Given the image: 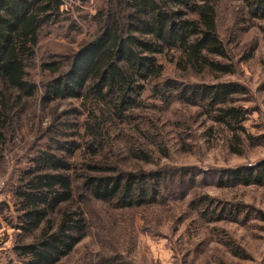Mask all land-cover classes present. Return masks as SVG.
<instances>
[{"label":"trees","instance_id":"16d2710c","mask_svg":"<svg viewBox=\"0 0 264 264\" xmlns=\"http://www.w3.org/2000/svg\"><path fill=\"white\" fill-rule=\"evenodd\" d=\"M220 1L108 0L93 17L97 30L90 40L70 54L42 59L40 68L49 79L41 82L43 93L38 96L41 87L30 79L28 69L36 59L42 30L66 10L62 0H0V153L7 150L21 114L34 100L47 106L59 98H72L87 109L80 123L81 142L67 139L63 124L45 128L46 146L29 158L13 185L12 205L20 231L13 253L21 264H59L72 253L88 230L81 208L85 199L122 210L158 204L164 198L161 189L167 172L125 170L110 164L106 154L102 157L106 147L108 151L114 147L111 132L130 123L148 86L164 94L165 101L176 96L191 104L205 102L218 112L214 121L234 132L242 130V111L215 106L227 104L243 88L233 83L160 80L163 62L187 75L229 73L228 66L213 60L225 56L217 33ZM228 1H238L250 16L264 18V0ZM137 131L142 133L139 127ZM122 136L126 152L147 161L144 144L123 133L117 138ZM81 149L83 159L78 158ZM225 174L233 183L261 184L264 159L228 168Z\"/></svg>","mask_w":264,"mask_h":264},{"label":"rangeland","instance_id":"374dc122","mask_svg":"<svg viewBox=\"0 0 264 264\" xmlns=\"http://www.w3.org/2000/svg\"><path fill=\"white\" fill-rule=\"evenodd\" d=\"M106 5L108 0L62 1L65 13L40 34L36 59L28 69L30 79L41 87L49 79L40 68L48 55L70 54L90 40L97 30L93 17ZM217 33L225 56L213 60L228 66L229 73L187 75L163 62L160 80L243 88L227 104L215 106L242 111V130L234 132L214 121L218 112L205 102L191 104L176 96L165 101L164 94L148 84L134 118L111 132L114 147H106L102 157L106 154L110 164L125 170L167 172L164 198L158 204L122 210L93 198L83 200L87 233L59 264H264V179L243 185L225 174L228 168L264 159V18L250 16L238 1L222 0L217 4ZM42 93L41 87L38 96ZM86 115L87 109L72 98L47 106L34 100L21 114L7 150L0 153V264H21L13 253L20 231L12 205L20 171L46 146L45 128L63 124L70 135L66 138L81 142L80 123ZM122 133L144 144L147 161L126 152L124 137L117 138ZM83 155V149L78 151L79 159ZM199 198L203 201L193 205Z\"/></svg>","mask_w":264,"mask_h":264},{"label":"built area","instance_id":"2783aa9c","mask_svg":"<svg viewBox=\"0 0 264 264\" xmlns=\"http://www.w3.org/2000/svg\"><path fill=\"white\" fill-rule=\"evenodd\" d=\"M62 1H63V3H66V4H67V1H68V0H62Z\"/></svg>","mask_w":264,"mask_h":264}]
</instances>
